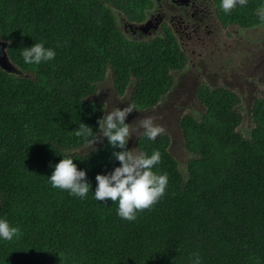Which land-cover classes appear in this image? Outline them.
Instances as JSON below:
<instances>
[{
	"label": "trees",
	"instance_id": "obj_1",
	"mask_svg": "<svg viewBox=\"0 0 264 264\" xmlns=\"http://www.w3.org/2000/svg\"><path fill=\"white\" fill-rule=\"evenodd\" d=\"M141 2L0 0V39L13 65L0 69V217L21 230L0 240V264H189L194 252L202 264H264L262 97L250 106L252 126L244 135L238 93L202 82L196 98L205 111L179 122L184 173L168 133L155 141L138 136V152H160L155 170L167 173L168 185L136 221L119 218L115 203L95 201L91 191L81 200L48 182L66 154L86 172L92 191L97 174L119 166L110 157L120 149L105 137L90 146V138L75 135L82 122L97 140L104 105L95 94L106 75L117 95L129 88L141 110L170 89V72L185 67L171 36L139 42L123 35L113 9L140 19ZM258 2L237 18L260 21L252 13ZM34 42L54 48L55 59L26 65L20 51Z\"/></svg>",
	"mask_w": 264,
	"mask_h": 264
},
{
	"label": "clouds",
	"instance_id": "obj_2",
	"mask_svg": "<svg viewBox=\"0 0 264 264\" xmlns=\"http://www.w3.org/2000/svg\"><path fill=\"white\" fill-rule=\"evenodd\" d=\"M247 2L248 0H221L220 7L224 12L229 13L237 6H246ZM258 14L260 19L264 20V9ZM20 55L26 65L39 66L54 60L56 51L52 47H46L44 42H34L29 47H23ZM174 84L173 79L171 87ZM199 87L200 83H198L197 89ZM134 109L137 110L134 104H129L123 109L116 107L112 111H105L102 118L97 121L98 134L105 137L109 145L120 149V151H114L110 157V159L118 161L119 166L107 174H97L94 191L91 190V184L86 179V172L82 169L78 170L77 165L73 162L74 158L70 154L61 156L60 161L53 166L52 174L47 177L50 185L53 188L65 190L69 195L81 200L87 198L90 191L95 201L111 200L117 205V216L129 222L136 221L140 212L150 209L158 203L165 195L168 185L167 173H160L155 170L156 165L161 163L160 152L154 150L149 154L146 151L137 152L134 149L126 148L133 133L125 120ZM140 128L143 137L149 141H155L157 136L166 131L162 125L156 124L151 117L140 119ZM93 133L92 127L81 122V127L75 132V135L90 138L88 142L92 145L97 136L96 133L93 137ZM20 232L18 226L10 224L6 217H0V240L11 241L13 238H18ZM188 260L189 264H202L198 252L192 253Z\"/></svg>",
	"mask_w": 264,
	"mask_h": 264
},
{
	"label": "rangeland",
	"instance_id": "obj_3",
	"mask_svg": "<svg viewBox=\"0 0 264 264\" xmlns=\"http://www.w3.org/2000/svg\"><path fill=\"white\" fill-rule=\"evenodd\" d=\"M259 34V32H254L255 37ZM254 36L253 31H251V49H247L241 57L243 61L244 56H246V62L250 64L249 72L236 66V63H240L238 58H233L235 64L226 65L229 62L228 51H224L223 54L218 51L213 53L205 51L206 56L200 58L193 55L189 58L188 64L183 70L172 71L171 75L175 81V87L172 88L171 93L163 96L164 98L155 106L153 111L149 113V109H134L127 115L125 122L130 125V130L133 133L128 140L130 149H134L136 135L141 129L140 119L150 115L156 124L162 125L166 129L165 132L171 138L170 151L178 161L180 171L184 173L188 155L181 134L177 130V121L185 113L199 116L205 111V107L202 106L195 95L200 82H206L210 87L226 86L238 93L241 99L238 109L243 115L239 131L247 135L252 126L248 108L255 98H264V36H261L260 47L255 43ZM192 63H195V66ZM235 78H239L240 83L237 84L234 81L233 85H227ZM129 90L128 88L123 95H117L113 89L111 79L106 75L95 94V98L104 105L103 115L105 111H112L116 107L123 109L131 104ZM102 139L103 137L98 134V138L94 142L99 143ZM89 148L86 146L81 152H86Z\"/></svg>",
	"mask_w": 264,
	"mask_h": 264
},
{
	"label": "flooded vegetation",
	"instance_id": "obj_4",
	"mask_svg": "<svg viewBox=\"0 0 264 264\" xmlns=\"http://www.w3.org/2000/svg\"><path fill=\"white\" fill-rule=\"evenodd\" d=\"M258 1L252 11L253 16H259L258 13L264 9V0ZM253 2L248 0L246 5L252 6ZM220 3L221 0H142L141 6L137 7V11L142 14L140 19H131L123 11L112 9L121 32L129 39L140 42L171 36L186 57V66L193 55L200 58L206 56L205 51H218L221 54L228 51L229 62L226 65L235 64L233 58H238L240 63H236V66L249 72L250 64L246 62V56L243 61L241 57L247 49H251V31L253 36L254 32L260 33L254 36L255 43L260 47L261 36H264V20L252 25L245 24L236 15L237 12L245 14L244 6H237L226 13ZM192 65L195 66V63ZM234 81L240 83L239 78H235L227 85H233Z\"/></svg>",
	"mask_w": 264,
	"mask_h": 264
},
{
	"label": "water",
	"instance_id": "obj_5",
	"mask_svg": "<svg viewBox=\"0 0 264 264\" xmlns=\"http://www.w3.org/2000/svg\"><path fill=\"white\" fill-rule=\"evenodd\" d=\"M12 68H13V65L9 62V60H8V58H7V55H6V52H5V42L4 41H2L1 39H0V69H2V70H6V71H11L12 70ZM175 87V85H173L172 87H171V89L169 90V91H167L165 94H167V93H171L172 92V88H174ZM164 94V95H165ZM163 95V96H164ZM195 95H196V92H195ZM161 97V99L158 101V103L164 98V97ZM254 101V100H253ZM131 103V102H130ZM157 103V104H158ZM157 104H155L153 107H150V108H145V110H148L149 109V113L151 112V111H153V109L155 108V106L157 105ZM252 105V104H251ZM250 105V106H251ZM250 106H249V108H248V114H249V119H250V111H249V109H250ZM144 110V109H143ZM146 117V116H145ZM147 117H151V118H153L152 116H150V115H148ZM181 117L182 116H180L179 117V120L177 121V130H178V133L179 134H181V130H180V119H181ZM141 133H142V129H140V131L138 132V134L136 135V139L138 138V136H140L141 135ZM165 133H167V132H165ZM128 143H129V141H128ZM129 145V144H128ZM133 148L135 149L136 148V151L138 152V150H137V147H136V140H135V143H134V145H133ZM129 150H131L130 149V145H129Z\"/></svg>",
	"mask_w": 264,
	"mask_h": 264
}]
</instances>
